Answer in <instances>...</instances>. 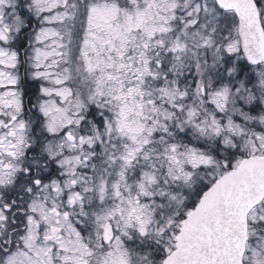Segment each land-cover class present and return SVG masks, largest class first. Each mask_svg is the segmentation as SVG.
<instances>
[{"label":"snow or ice","instance_id":"snow-or-ice-1","mask_svg":"<svg viewBox=\"0 0 264 264\" xmlns=\"http://www.w3.org/2000/svg\"><path fill=\"white\" fill-rule=\"evenodd\" d=\"M0 264H264V0H0Z\"/></svg>","mask_w":264,"mask_h":264}]
</instances>
